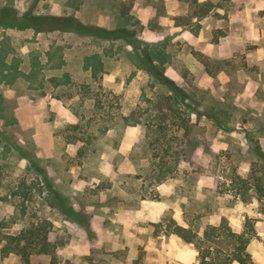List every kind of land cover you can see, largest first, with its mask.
Listing matches in <instances>:
<instances>
[{
	"label": "rangeland",
	"instance_id": "obj_1",
	"mask_svg": "<svg viewBox=\"0 0 264 264\" xmlns=\"http://www.w3.org/2000/svg\"><path fill=\"white\" fill-rule=\"evenodd\" d=\"M132 1L0 0V6L9 3L22 13L34 4L38 14L74 15L85 25L134 32L137 43L161 53L155 62L192 95L194 113L187 132L198 147L194 150L196 144L191 143L186 157L174 141L166 158L173 164L178 151L179 164L172 165L176 169L170 177L158 181L149 164L158 160L154 154H163L166 148L148 144L160 135L157 122L153 120L148 133L143 123L123 118L133 109H148L153 117L154 103L147 98L158 92L153 76L133 62L130 37L112 40L76 31H40L46 33L43 36L53 32L55 37L50 38L64 46L67 63L54 70L46 62L37 65L45 75L56 76L51 80H55L58 101L43 112L25 111V118L46 121L50 127L43 125L36 134L34 127L22 130L13 124L0 128L1 231L17 233L31 220L51 222L50 238L58 244L56 258L52 262L49 254L34 253L30 264H200L195 245L168 232L170 218L198 229L205 223L217 225L225 217L238 232L244 219L251 217L257 234L247 249L254 260L264 264V201H258L252 190L244 201L235 181V176L249 178L251 172L260 175L264 169L255 152L257 142L264 151L262 52L250 45L227 58L209 57L189 45L184 35L166 38L160 29L166 0H134L133 6ZM179 1L186 15H169V22H192L190 34H197L200 24L189 16V0ZM215 3V11L205 18L212 29V42L219 41L228 29L230 0ZM169 5L179 10L176 0H169ZM125 8L130 16H121ZM261 23L264 28V19ZM36 33L32 28L0 27V37L9 35L12 40L6 44L0 39V49L4 47L7 53L10 46L19 60L28 46L41 52L48 39L39 42ZM184 42L187 52L211 75L201 85L178 58ZM6 57L0 50V62ZM87 61L97 68L85 66ZM21 68L28 72L27 61ZM28 82L34 84L35 79L20 78L13 86L38 96L48 86L47 82L46 88L28 90ZM209 108L225 112L218 113L217 119L227 128L195 113ZM173 123L169 119L162 124L168 138L181 136ZM87 137L90 143L80 141ZM3 259L0 254V264H7Z\"/></svg>",
	"mask_w": 264,
	"mask_h": 264
},
{
	"label": "trees",
	"instance_id": "obj_2",
	"mask_svg": "<svg viewBox=\"0 0 264 264\" xmlns=\"http://www.w3.org/2000/svg\"><path fill=\"white\" fill-rule=\"evenodd\" d=\"M36 1V0H34ZM191 5L190 17L196 19L203 18L208 15L216 7L217 3L211 0H189ZM33 5L22 13H19L13 5L4 3L0 6V27H15L18 29L32 28L34 31H49V30H62V31H76L80 34L92 35L102 37L105 39L116 40L118 38L130 37L129 43L133 46V62L140 68L145 69L150 75L153 76L158 92L152 98H147L149 102L154 103L155 115L149 116L148 109L135 110L133 109L128 116H123L124 119H132L133 123H143L149 133V129L153 127V120L156 130L160 135L155 137L152 142L148 141L149 146L157 145L159 149L162 145L166 148L163 154L156 153L157 161H150L149 166L153 169L154 176L158 181H162L172 174L173 170L179 163V153L174 152L173 164L169 165L166 158L167 151L172 147V143L176 141L180 145L182 153L188 157L191 149V143L196 144L193 149L195 150L198 145L194 138H190L188 130L191 123L192 111L191 94L183 86H180L174 79L166 75L164 68L161 67L160 62H155L160 59V52L151 50L149 46H141L134 40V32L125 29H106L99 25H85L81 23L74 15H53V14H38L33 11ZM129 5L131 3L129 2ZM122 14H128V10L122 9ZM90 63V62H89ZM93 64V63H90ZM93 69V66H91ZM100 101V100H99ZM98 101V103H99ZM213 108H209L207 112L201 113L196 111V115H204L208 118H213L218 122V113L213 112ZM146 114L148 116H146ZM173 119L177 130L181 131V136H173L168 138L165 132L166 127L162 124L165 121ZM175 119V120H174ZM219 124V123H218ZM219 124L222 128H227L224 124ZM77 125H72L70 128H75ZM107 128L103 129L106 130ZM149 135L146 137V141ZM90 143V138H80V141ZM69 141V140H68ZM255 152L263 162L264 167V151L257 142L255 145ZM171 155V154H169ZM187 159V158H184ZM176 165V166H172ZM262 174L250 173L249 178L235 176V181L240 185L239 195L242 199L248 200V191L252 190L255 198L258 201H264V169ZM3 224L0 223V251L1 256H6L14 253L20 257L19 264H30V257L34 253H44L51 256L52 262L56 258V249L58 244L51 240L50 230L51 222L47 219L35 221L31 220L28 225L24 226L17 233L2 232ZM170 230L168 232L174 233L181 237L184 241L193 243L198 250V260L200 264H262L254 260L249 253L247 246L251 239L256 236V221L254 218L246 217L244 219L241 231H234L229 225L225 217L222 218L219 224L205 223L201 228H193L175 222L173 218L169 219ZM224 243V245H223Z\"/></svg>",
	"mask_w": 264,
	"mask_h": 264
},
{
	"label": "crops",
	"instance_id": "obj_3",
	"mask_svg": "<svg viewBox=\"0 0 264 264\" xmlns=\"http://www.w3.org/2000/svg\"><path fill=\"white\" fill-rule=\"evenodd\" d=\"M122 1L125 2V0H121V2ZM176 1L177 8H179V10L175 12V8H173V6L169 7V0H166V15L164 16V19L161 20L163 26L160 28L165 31V35H168L166 38H176L180 35H184L185 41H187V43L195 50L214 58H227L234 52L246 51L247 46L256 45L258 52H262L260 57L264 59V28L261 23L262 19H264V12H261L264 9V0H230V5L227 11L228 29L217 42H212V29L205 20V18H207L212 12L198 20L196 17H192L194 18L193 21L196 19L195 21L200 24L198 33L195 35H191L189 31L192 22H169V15H186V12H183L182 10V1ZM211 1L217 2L218 0ZM133 3L134 0L132 1V6ZM128 6L129 4L127 7ZM120 13L121 16H124L122 14V10H120ZM128 16H130L129 11ZM52 33L53 32L47 33L48 36H43L46 34L44 32L36 33L35 37L40 40L39 42H41L43 37H47L48 43L46 44V47L41 52L39 51L36 53L34 48L28 46L23 55L19 56L20 60L17 57H14L12 52H15V50L10 46H8L7 53L4 51V47L0 49L3 52V58L6 57V54L9 52L6 60L0 62V128L5 126L9 127L13 124L20 127L22 130L26 127H34V134H36L40 131L43 125L50 127V123L46 124V121H40L38 119L29 120L28 118H25V111L33 110L43 112L49 108L48 104L54 105L58 101L57 96L54 95L56 83L52 82L55 80H51L56 76L45 75L42 71H40V67L37 66L40 62V66L42 67L43 63L46 62V67L54 70L60 69L63 65H65V63H67L63 52L65 48L63 45L58 44L59 42L56 39L50 38L51 36L55 37ZM0 39L5 41L6 44L12 43L9 35L6 37L3 35ZM100 42L96 43L98 44ZM187 43L184 42L182 45V48L178 52V58L186 64L188 69L194 72L198 85H201L202 81L210 80L211 75L202 63L194 59L193 56L187 52ZM58 50L60 53H57ZM11 57L12 59L9 60ZM14 58H16V62H13ZM24 61H27L29 67L27 70L28 72H24L21 68ZM88 64L90 67L93 66V64H90L89 61L85 63V66ZM93 67L94 70L97 68L95 65ZM24 77L30 79V81L35 79L34 84L28 82V90H41L43 87L46 88L45 85H47L48 82L47 89L40 96L35 93L31 94L30 91H19L13 85L20 78ZM42 101L46 103L43 104ZM0 146L2 147L1 142ZM2 258H4L3 260L7 264H13L9 262L11 259L17 260V263L14 264L20 263V257L14 253L2 256Z\"/></svg>",
	"mask_w": 264,
	"mask_h": 264
}]
</instances>
